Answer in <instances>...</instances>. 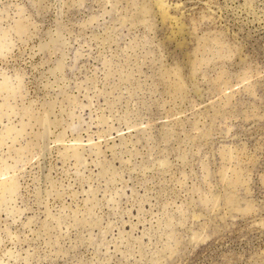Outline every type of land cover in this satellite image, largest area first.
<instances>
[{
	"label": "rangeland",
	"instance_id": "1",
	"mask_svg": "<svg viewBox=\"0 0 264 264\" xmlns=\"http://www.w3.org/2000/svg\"><path fill=\"white\" fill-rule=\"evenodd\" d=\"M0 264H264V0H0Z\"/></svg>",
	"mask_w": 264,
	"mask_h": 264
},
{
	"label": "bare ground",
	"instance_id": "2",
	"mask_svg": "<svg viewBox=\"0 0 264 264\" xmlns=\"http://www.w3.org/2000/svg\"><path fill=\"white\" fill-rule=\"evenodd\" d=\"M205 133H206V132H205ZM223 200H224V198H223ZM234 200H236V199H234ZM226 201H227V203H229V205H231V204L233 205V200H232L231 198H228V197H227V198H226ZM226 201H225V202H226ZM225 202L223 201V203H225ZM227 205H228V204H227ZM228 207H230V206H228ZM232 207H234V206H231V208H232ZM219 226H220V225H219Z\"/></svg>",
	"mask_w": 264,
	"mask_h": 264
}]
</instances>
